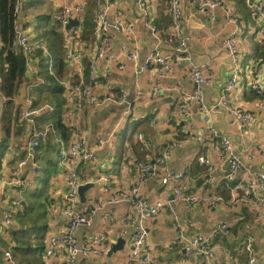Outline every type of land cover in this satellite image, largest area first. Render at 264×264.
Segmentation results:
<instances>
[{"label":"crops","instance_id":"obj_1","mask_svg":"<svg viewBox=\"0 0 264 264\" xmlns=\"http://www.w3.org/2000/svg\"><path fill=\"white\" fill-rule=\"evenodd\" d=\"M67 1L70 0H19L20 15L16 24L19 28L33 30L36 35L45 37L49 45L48 35L51 33L48 34V31L56 32L49 18L50 13ZM112 1L114 2L113 11L120 15L123 22H130L134 27L139 42V61L141 62L151 50V40L142 27L134 0ZM226 1L234 7L247 26L246 33L238 38L242 67L241 80L232 90L231 97L236 105L253 112L256 119L251 125L245 127L234 126L230 124L226 111L217 106L213 107V125L220 133L227 134L231 138L235 150L242 157V168L229 184L228 165L217 159L213 147L188 139L173 150L166 164L176 169L188 168L190 190L192 189L200 195L218 194L223 198V203L215 208H208L201 203H196L192 208L186 209L181 203L175 202L174 208L182 225L181 235L174 226L173 219L166 208L162 209L156 217L146 220L150 251L160 264H203V256H199L197 260L191 262L181 261L185 245L181 236L185 239L196 234L208 233L218 223L225 221L230 222V228L226 233H219L213 239L218 246V253L212 264H223L224 262L246 264L247 259L242 251V245L248 234L254 236L258 259L264 262V203L258 209H251L246 204L239 203L238 200L232 201L231 196L234 184L246 181L253 174L264 172V110L260 108L258 99L248 88L250 74L256 68L260 71L264 84V44L257 39L256 34L257 24L260 22L245 6L244 1ZM181 5L184 14L189 17V21L184 24V31L189 37L190 57L188 60L184 59L175 63L173 75L163 78L161 83L165 86L175 87L176 81H180L185 89L193 91L197 85L189 79L187 67L190 64L204 65L208 63L209 67L205 72L209 76L210 82L200 88L205 101L212 105L216 102L230 70V61L223 47V39L231 27L224 24L220 12H217V17L214 20H209L205 13L197 11L189 0H181ZM149 11L152 22L159 28L169 25L167 0H150ZM45 15L47 19L49 18V26L44 25ZM91 36L92 34L89 37ZM89 37L86 38V41L94 40L93 37L92 39ZM114 43H126L128 46L132 44L131 40L121 33L116 34ZM163 51L165 54H169L171 50L163 48ZM58 52L61 56L60 44ZM46 59L39 53L32 58V64L39 67L41 74L46 68ZM95 73L96 82L92 86L97 91H102L103 84L109 79L125 87L129 92V98L133 99L138 91L141 94L137 101H134L132 117L117 128L116 135L99 151L98 157L94 161L80 165L77 169L81 176L93 182V186L84 191V200L93 199L100 208L94 211L90 226L77 229L75 240L78 244L83 245L100 231H106L105 245L108 248L103 259L91 256L85 260L82 255H78L77 263L134 264L127 258L126 244L130 239L131 230L129 226L123 225L120 221V217H125L130 213V207L124 201L106 204L105 198L108 196V192H104L103 189L107 186L109 192L120 189H126L129 192L134 187H138L139 192L150 202L155 199H171V188L160 182V173L149 175L144 183L134 179L133 175L139 169L138 162L153 161L154 159L153 154L150 156L147 153L145 158L143 155L145 153L138 151L134 144V134L137 131L145 133L148 130L151 131V134L147 133V135L156 142L157 149H160L167 140L173 138L175 136L173 130L177 122L172 119L171 115L176 108L177 94L175 91H168L159 99H150L147 96V91L154 80L153 75L149 71L135 75L129 63H126L123 71H116L114 66L107 67L98 61L95 65ZM85 78V82H89L87 75ZM28 79L29 73L25 71L22 84ZM33 93L39 101L47 100L55 105L46 86L35 88ZM41 94L42 96H40ZM13 107L15 108L14 100ZM66 108L64 100L60 116ZM122 111V107L112 105L98 109L84 108L80 112V124L85 133L90 136L89 144H93L95 137L108 134L117 125ZM190 111L189 121L183 123V126L188 128L189 124H193L200 127L202 118L196 111V105L192 104ZM53 115L54 113L42 114L35 119L39 125L48 120L51 121L56 132L51 134L48 142L36 151L37 157L43 164V169L32 178V187L24 188L19 192L21 199L13 211V221L0 234V264H5L2 254L4 250H9L14 259L21 264H43L40 255L43 235L47 231L58 233L63 229L64 221L58 217L56 206L61 205L63 193L66 191L67 175L63 164L57 157L58 147L54 139L55 136L61 135L63 140L68 142L71 133L64 126L68 132V136L64 138L61 130L53 122ZM148 115L150 116L147 124L148 130L141 126L132 129V123L135 120H140ZM153 117H157L155 125L150 123ZM4 122L2 116L0 118V175L8 178L19 156L16 146L25 140L26 126L24 122L15 119L12 115L9 132L6 134ZM181 125L182 121L179 122V127ZM201 153L208 154L212 159V168H206L197 162L196 158ZM104 177H109V180H105ZM17 197V190H11L4 186L0 214L7 206H10V201ZM50 205L53 208L52 215L48 212ZM28 216H30L29 219H25ZM119 229L126 231L123 237L118 236ZM118 238L124 239L123 248L109 254V250ZM54 264H66L64 257L62 255L54 257Z\"/></svg>","mask_w":264,"mask_h":264},{"label":"built area","instance_id":"obj_2","mask_svg":"<svg viewBox=\"0 0 264 264\" xmlns=\"http://www.w3.org/2000/svg\"><path fill=\"white\" fill-rule=\"evenodd\" d=\"M197 11L204 12L209 20L217 17V12L222 14L225 25H230L231 30L223 39V47L230 61V70L226 81L214 104H208L203 96L200 86L210 82L205 70L209 64H190L187 67V75L197 88L193 91L185 89L180 81H176L175 87L165 86L161 80L174 73V64L190 57L189 37L184 31V24L189 17L183 12L181 0H167V14L170 23L167 27L159 28L150 18V0H134V5L142 22L144 31L148 33L151 40V50L145 58L139 61V42L130 22H123L118 13H115L112 0H94L95 7L92 13V36L94 40L86 41L83 37V21L86 11V0H70L60 8L50 13V21L60 35L61 59L64 64V75L59 79L62 87V96L67 106L61 114L64 126L71 135L68 142L62 136H55L58 147V159L63 164L67 175V188L63 193L61 205L56 206L58 217L64 221L63 229L54 233L47 231L42 238L41 259L43 264H54V257L62 255L66 264H78L77 257L82 255L85 260L93 256L103 259L107 252L105 242L107 232L100 231L94 235L86 244L80 245L75 240V233L79 227H88L93 220L94 211L100 206L93 199L81 201L79 189L90 182L86 177L78 173V167L82 164L94 161L99 151L116 135L117 128L132 117V107L137 101L140 91L129 98L128 90L109 79L103 84V90L97 91L92 86L95 80V65L98 61L107 67L114 66L116 71H123L126 63H129L135 75L149 71L154 77L147 96L156 100L168 91L177 94L176 108L172 111V119L176 121L173 130L174 137L167 140L160 149L156 142L144 131L134 134V144L141 153L154 155L153 161L138 162V171L133 175L140 183L147 181L149 175L160 173L159 180L164 186H169L172 192L171 199H155L150 202L142 195L138 187L129 192L120 189L109 192V187H104L108 192L105 198L106 204H114L119 201L126 202L130 207V213L120 217L123 225L129 226L131 236L127 245V258L134 264H160L150 251L148 243V230L146 220L156 217L162 209H167L173 219L174 226L181 235L182 225L178 220V214L174 203H181L184 208H192L196 203H201L208 208H215L223 203V198L218 194L200 195L190 190L188 184L189 170L187 167L172 168L166 164L173 150L180 147L184 141L191 139L204 143L215 149L217 159L226 162L229 169L228 184L234 179L242 168V157L235 150L231 138L227 134L220 133L212 122V110L214 106L226 111L230 124L234 126H248L254 122L256 116L253 112L236 105L231 97L232 90L241 80V54L238 47V38L247 31V26L241 20L234 7L226 0H189ZM244 4L255 19L257 24V39L264 44V0H243ZM15 16V33L11 41L13 51L22 54L24 58L25 71L29 73V79L19 85L16 94L12 98L4 95L0 88V118L4 114V105L11 99L15 101L14 117L25 123L26 135L23 143L16 146L19 156L17 157L11 175L8 178L0 175V208L2 206L3 187L17 190L18 197L10 201V206L0 214V234L9 227L13 221V211L20 203L21 192L24 188L33 186L32 178L42 169L43 164L37 157L36 151L42 148L49 140L51 134L56 132L51 121L42 125L36 123L35 119L42 114H53L56 107L47 100L39 101L33 91L37 87L47 85L45 77L40 73L39 67L32 64L33 56L39 53L46 57V69L48 74L55 76L53 70L52 53L47 41L36 35L33 30L19 28L16 24L20 15V2L16 0L13 6ZM71 19L78 21L77 25L66 27ZM123 34L131 40V46L126 43H114L116 34ZM167 37V38H166ZM163 48L170 49L165 54ZM90 50V52H88ZM107 74V73H105ZM87 75L89 82H85ZM86 79V78H85ZM91 82V83H90ZM1 86V83H0ZM248 88L258 99V105L264 110V84L260 71L254 69L248 80ZM196 105V111L202 118V125L196 127L189 124L186 128L183 123L189 121L191 107ZM112 105L122 107L117 125L106 135L94 138L93 144H89L90 136L82 129L80 124V112L84 108L98 109ZM131 115V116H130ZM182 125L179 127V122ZM152 125L157 123V117L150 121ZM197 162L212 168L213 161L206 153H201L196 158ZM109 180V177H104ZM232 201L246 204L251 209H258L264 203V172L253 174L244 182L232 186ZM48 212L53 214V208ZM230 228V222H220L208 233H200L185 238L184 251L181 255L182 262H191L203 256V264H212L217 253L218 246L214 238L219 233H226ZM118 236L125 235L124 229L118 230ZM255 238L248 234L243 240L242 251L246 255V264H264L258 259L255 250ZM5 264H21L14 259L9 250L3 251ZM103 264H107L103 262ZM223 264H229L224 262Z\"/></svg>","mask_w":264,"mask_h":264},{"label":"trees","instance_id":"obj_3","mask_svg":"<svg viewBox=\"0 0 264 264\" xmlns=\"http://www.w3.org/2000/svg\"><path fill=\"white\" fill-rule=\"evenodd\" d=\"M15 1L16 0H0V88L4 95L8 98H12L16 94L17 88L25 78L24 58L22 54L13 51L10 45L15 33V16L13 13V6ZM236 1L240 2V0ZM91 18V12H87L83 21L84 38H87L92 34ZM53 33L55 35L54 38H51L50 35H48V40L50 41L49 47L54 57L53 70L55 72V76L48 74L46 68L44 69L42 75L47 81L46 88L47 90H49L56 107L54 115L52 116L53 122L55 126H57V128L61 130L64 138H66L68 136V132L65 129L60 116V109L64 103V98L62 96V87L59 83V79H61L64 75V64L56 47L57 41H60L61 39L59 33ZM54 41H56V45L52 44V42ZM13 112V101L9 99L5 104L3 114L6 134H8L9 132V125L12 121ZM149 120V115L144 118H141L140 120H135L132 123V129H135L139 126H147Z\"/></svg>","mask_w":264,"mask_h":264},{"label":"water","instance_id":"obj_4","mask_svg":"<svg viewBox=\"0 0 264 264\" xmlns=\"http://www.w3.org/2000/svg\"><path fill=\"white\" fill-rule=\"evenodd\" d=\"M77 24H78V21L76 19H71L69 21V23L66 25V27H70V26L77 25ZM91 186H93L92 183H87L85 186L80 187L79 193H80L81 201H84V191L87 190L88 188H90ZM123 246H124V239L118 238L116 240V243H114L112 245V247L108 253L110 254V253L115 252L117 250H121L123 248Z\"/></svg>","mask_w":264,"mask_h":264},{"label":"rangeland","instance_id":"obj_5","mask_svg":"<svg viewBox=\"0 0 264 264\" xmlns=\"http://www.w3.org/2000/svg\"><path fill=\"white\" fill-rule=\"evenodd\" d=\"M94 7H95V2H94V0H86V11L87 12H91V14L93 13V10H94ZM45 17H46V15H45ZM46 21H44V25L46 26V25H48L49 26V18L47 19V17L46 18H44ZM53 27V26H52ZM53 32H55V31H53V30H49L48 31V34L49 33H51L50 34V37L51 38H54V33ZM57 32V31H56ZM56 34V33H55ZM57 35V34H56ZM58 36V35H57ZM44 37V36H43ZM45 38V37H44ZM47 39V38H46ZM60 44V41L58 40L57 41V45H56V41H54V42H52V44L53 45H56V47H57V49H59V44ZM40 96H42V94L40 95ZM4 116V115H3ZM5 123V122H4ZM3 125V124H2ZM4 127V126H3ZM143 129H145V130H148L149 129V127L148 126H145V127H142ZM147 133H149V134H151V131L149 132V130L147 131ZM146 133V134H147ZM152 151H150V152H148V154L151 156V153ZM144 156H145V158H146V156H147V154H143ZM29 217L30 216H28L27 218H25V219H29Z\"/></svg>","mask_w":264,"mask_h":264},{"label":"bare ground","instance_id":"obj_6","mask_svg":"<svg viewBox=\"0 0 264 264\" xmlns=\"http://www.w3.org/2000/svg\"><path fill=\"white\" fill-rule=\"evenodd\" d=\"M223 87V86H222ZM232 186V185H231Z\"/></svg>","mask_w":264,"mask_h":264}]
</instances>
